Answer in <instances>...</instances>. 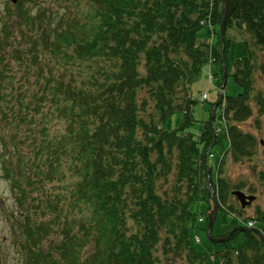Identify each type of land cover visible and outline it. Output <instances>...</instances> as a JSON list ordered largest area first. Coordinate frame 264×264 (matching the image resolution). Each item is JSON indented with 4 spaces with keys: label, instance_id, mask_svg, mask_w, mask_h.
Listing matches in <instances>:
<instances>
[{
    "label": "trees",
    "instance_id": "1",
    "mask_svg": "<svg viewBox=\"0 0 264 264\" xmlns=\"http://www.w3.org/2000/svg\"><path fill=\"white\" fill-rule=\"evenodd\" d=\"M86 1L94 12L76 11L62 28L61 16L56 26H41L42 11L33 14L24 0L15 2V10L7 6L0 19V118L11 128L10 140L0 137V172L20 207L23 264H160V248L166 256H183L187 264H264V210L244 219L247 228H238L244 209L226 207L241 187L221 175L228 153L235 161L252 159L263 143L240 124L257 113L254 123L260 128L264 116V0H228L223 34L225 0ZM36 26L31 45L22 49L19 38ZM203 27L210 29L205 36ZM231 30L246 36L248 45V54L236 59L231 71L242 91L224 95L216 107L218 133L215 109L196 134L189 131L198 102L192 84L208 65H219L209 78L219 90L226 87ZM20 53L35 63L37 87L24 86L8 107L3 83L11 77L10 63L23 61ZM43 53L65 72L46 76L38 63ZM176 113L181 115L177 127H166ZM54 117L65 129L52 138L48 123ZM20 125L27 126L24 134L35 144L32 154L17 144ZM220 132L229 144L209 183L213 168L206 154ZM65 161L76 175L67 209L58 195H42ZM35 183L40 196H32ZM198 201L207 203V212L216 201L224 219L233 214L230 230L235 231L221 250L203 252L193 244L200 242L196 229L204 220L191 208ZM76 210L77 215L69 214ZM258 220L263 225L255 229ZM239 230L246 231L247 240L234 248L230 240Z\"/></svg>",
    "mask_w": 264,
    "mask_h": 264
},
{
    "label": "rangeland",
    "instance_id": "2",
    "mask_svg": "<svg viewBox=\"0 0 264 264\" xmlns=\"http://www.w3.org/2000/svg\"><path fill=\"white\" fill-rule=\"evenodd\" d=\"M17 3L12 2V0H0V19L2 16H4L6 7L9 6V8L15 10V6ZM25 8H27L29 11H32L33 14L38 13L39 11H42L41 13V26H48V27H54L57 24V18L62 17V22L58 25L59 28H62L66 25V21L71 19L73 16L76 15V11H83L93 13L94 9L91 7V5H88V2L86 0H24ZM202 24L204 22L202 21ZM207 24V23H206ZM93 25V23L91 24ZM37 26L35 27V31L31 32L28 37L25 39H20L22 43V49H24L26 46L31 45L28 42V39L33 38L36 35V32L38 31ZM208 27H203L201 32L202 35L205 36V34H208ZM218 27L216 26L215 29ZM209 29V28H208ZM215 29H212L213 31ZM210 30V29H209ZM228 37L231 40V43L229 45L228 51H227V62L229 67V76L227 78V85L225 88L222 89V96L228 95L233 96L237 95L242 91V88L240 85L234 80L233 76L231 75L233 63L236 59L242 58L248 54V45L246 43V39L244 35L239 34V32H236L235 30H231L228 32ZM212 40L218 41V36L213 35ZM29 43V44H28ZM22 57L24 58L23 61H19V59L13 60L11 67V77L6 78V80L3 83V86L6 87V91L8 93L7 101L4 102L5 105L8 107H13L15 103H17L18 93L20 89L25 87H37V82L35 79V76H33V73L37 70L33 68L35 63L32 59H28V61L25 59V54L20 53ZM37 62V61H36ZM28 63H31L28 65ZM43 66L44 73L47 74L50 71H56L57 74L62 73L63 67L58 66L57 64H54L49 62V54L43 53V57L38 62ZM49 63V64H46ZM92 64L90 61L87 62L86 65ZM49 67V68H48ZM83 70L88 71V69L85 67L84 64L81 63L80 66ZM74 68H76L74 66ZM219 65H214L211 69H209V65L202 71L199 78L192 84L191 91L194 94V98L199 97V94L202 92H207L209 95L208 100L204 105H202L200 102H196L193 105V115H194V121L193 124L189 127V131L195 132L198 134L200 131V128L202 127L205 120H208L210 118V113L212 111H209L211 107V103L217 102L219 99V87L215 86L213 82L209 78L210 71L214 73L215 71H219ZM31 69V71H28ZM27 72V73H26ZM65 71H63L64 73ZM77 75V74H76ZM83 75V74H82ZM220 78V77H219ZM219 78L213 79L214 83H217ZM223 97L219 100L218 105L220 104ZM15 108L20 109V105L15 106ZM43 109H46V106L43 107ZM10 114L9 111H5ZM220 108L218 107L216 109V119L214 121V125L216 128L219 127L220 124ZM257 116V113H255L254 117L250 118L244 123H241V127L246 132H251L256 135L258 140H262L263 143L260 144L259 149L256 153V155L252 159H243L241 161H235L231 155L228 153L225 162L223 165V172L222 176L227 178L231 185H240L241 191L248 195H254L255 199L247 205L246 209L242 212L243 217H239V222L241 223L238 227H244L245 226V218L249 219H255L257 215V210L261 209L264 210V153H263V146H264V116L262 119V125L260 128H257L254 119ZM3 116L0 118V137L5 138L6 140H10V129L9 125L3 121ZM181 115L179 113H176L173 115L166 124V127L172 129L177 127L179 121H180ZM18 127V135L16 137L17 144L22 148L26 149L27 152H30V149L32 147H35V144L33 145L30 143L32 140L27 139L26 135H28V131H26L27 126L26 125H20ZM65 129V122L63 120H60L56 117L52 118L51 121L48 123V134L53 137L59 136L62 133H64ZM26 135H25V134ZM60 133V134H59ZM57 134V135H56ZM22 139H26L25 146L22 144L20 145L21 141H24ZM228 140L222 135V132L218 135V141L213 147V152L216 154L215 158L214 156L209 159V165L213 168V172H209L208 175L210 176L209 183L212 182V176L216 178L217 169L219 167V158L220 154L225 151L228 148ZM8 146V149H10L13 146ZM30 154H32L30 152ZM208 157V153L206 154ZM46 156V155H45ZM38 164L37 162L35 163ZM60 174L56 176L58 179H54L52 182H46L45 187L47 188L46 193L42 195L49 194L51 196L58 195L60 198V204L65 205V209H67L68 205L70 204V201L72 199V196L70 195L71 190L73 188L72 182L76 179V175L71 174L68 162L65 161V164L62 163L60 166ZM31 169H34L32 167ZM60 179V180H59ZM34 191L32 193V196H40V188L38 186V183H35ZM237 189V188H236ZM234 189V190H236ZM215 190V188H214ZM214 190L212 194H214ZM41 195V196H42ZM31 197V196H29ZM14 195L13 192L10 190L8 183L6 179L3 177L2 173L0 172V264H23L24 257L22 252L19 248V239L21 238L20 229L18 227V212L20 211V207L17 206L16 202L14 201ZM228 207H226L227 211H230L229 208L232 206L235 210H239L240 204L236 197L229 195L228 197ZM207 203L205 202H194L191 205L192 211L195 213V215H198V218H203V222H200L197 226L196 232L200 237V242L196 243L193 240L194 246L199 251H217L224 248V242L214 240L218 235L224 234L230 230V224L231 220L234 218L233 214L231 212H227L226 218L222 216V214L218 211V216L216 217V223L213 229V236L214 238L209 235L207 226L209 225V219L210 216L213 213L214 206L212 209H210V212H207ZM230 209V210H229ZM210 213V214H208ZM70 215H77L76 212L72 211L69 213ZM201 221V220H200ZM224 221L226 223H224ZM263 225V220H258L257 224L255 225V229L261 228ZM233 231L230 230L229 232ZM226 236V235H225ZM54 237H58L57 234L54 235ZM50 240V239H49ZM48 241L45 242V245L48 244ZM247 240V234L245 230H239L235 236L232 237L230 240L231 246L234 248H239L243 246L246 243ZM157 254L160 257V264H187L183 256L176 257L173 254H168V256L162 254L161 248L157 252Z\"/></svg>",
    "mask_w": 264,
    "mask_h": 264
},
{
    "label": "water",
    "instance_id": "3",
    "mask_svg": "<svg viewBox=\"0 0 264 264\" xmlns=\"http://www.w3.org/2000/svg\"><path fill=\"white\" fill-rule=\"evenodd\" d=\"M12 1L16 2V0H12ZM227 2H228V0H225L224 14H223V17H222V20H221V24H220V29H221V33L222 34H223L224 21H225L226 12H227ZM218 103H219V101L216 103V106L218 105ZM214 109L212 110L211 114H214ZM232 194L235 195L238 198V200L240 201L242 207H245V206L249 205L255 199L254 195H246L244 192H242L240 190H235V191L232 192ZM217 211H218V206H217L216 201H214V210H213L212 215L210 216L209 225H208V233L209 234H210L211 229L213 227V224H214V222L216 220ZM234 231L235 230L231 231L225 237L216 238V240L224 242V241L228 240L231 237V235L233 234Z\"/></svg>",
    "mask_w": 264,
    "mask_h": 264
},
{
    "label": "built area",
    "instance_id": "4",
    "mask_svg": "<svg viewBox=\"0 0 264 264\" xmlns=\"http://www.w3.org/2000/svg\"><path fill=\"white\" fill-rule=\"evenodd\" d=\"M206 97V94H203V98H205ZM250 224H252V223H250Z\"/></svg>",
    "mask_w": 264,
    "mask_h": 264
},
{
    "label": "flooded vegetation",
    "instance_id": "5",
    "mask_svg": "<svg viewBox=\"0 0 264 264\" xmlns=\"http://www.w3.org/2000/svg\"><path fill=\"white\" fill-rule=\"evenodd\" d=\"M244 209H246V208H244Z\"/></svg>",
    "mask_w": 264,
    "mask_h": 264
}]
</instances>
